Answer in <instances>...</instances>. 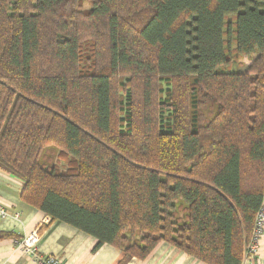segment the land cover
<instances>
[{"label": "trees", "instance_id": "1", "mask_svg": "<svg viewBox=\"0 0 264 264\" xmlns=\"http://www.w3.org/2000/svg\"><path fill=\"white\" fill-rule=\"evenodd\" d=\"M0 169L118 264L160 242L242 264L264 192V0H0Z\"/></svg>", "mask_w": 264, "mask_h": 264}, {"label": "crops", "instance_id": "2", "mask_svg": "<svg viewBox=\"0 0 264 264\" xmlns=\"http://www.w3.org/2000/svg\"><path fill=\"white\" fill-rule=\"evenodd\" d=\"M23 183L16 176L0 169V264H37L14 236L22 238L37 231L36 251L40 255H57L63 264H118L123 257L120 248L103 244L94 249L96 239L62 221H51L40 209L24 202L20 193ZM123 264H206L167 242L158 243L144 259L135 257ZM242 264H264V230L257 242V253L243 258Z\"/></svg>", "mask_w": 264, "mask_h": 264}, {"label": "built area", "instance_id": "3", "mask_svg": "<svg viewBox=\"0 0 264 264\" xmlns=\"http://www.w3.org/2000/svg\"><path fill=\"white\" fill-rule=\"evenodd\" d=\"M0 214L4 215V209L0 208ZM264 230V192L262 202L258 208L250 240L244 248V258L254 256L257 253V242ZM38 238L37 231L32 232L28 236L14 239L17 247H21L24 252L30 256L37 264H63L62 259L57 255H40L36 251V241Z\"/></svg>", "mask_w": 264, "mask_h": 264}, {"label": "rangeland", "instance_id": "4", "mask_svg": "<svg viewBox=\"0 0 264 264\" xmlns=\"http://www.w3.org/2000/svg\"><path fill=\"white\" fill-rule=\"evenodd\" d=\"M231 70H232V71L237 70V69H236V65H232Z\"/></svg>", "mask_w": 264, "mask_h": 264}]
</instances>
